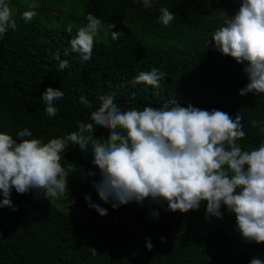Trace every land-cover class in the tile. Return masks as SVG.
<instances>
[{"label":"trees","instance_id":"trees-1","mask_svg":"<svg viewBox=\"0 0 264 264\" xmlns=\"http://www.w3.org/2000/svg\"><path fill=\"white\" fill-rule=\"evenodd\" d=\"M151 3L145 9L141 0H87L82 27L92 13L102 23H114L112 31L123 33L118 41H112L110 33L106 41H95L88 62L79 53L64 56L81 27L74 26L69 33L68 27L51 28L35 19L25 22L23 13L18 14L16 30L9 29L0 38V132L17 139L18 132L28 128L31 138L47 143L78 131L80 122H92L99 97L114 94L122 111L158 109L175 99L181 106L218 109L233 119L240 114L246 136L239 145L242 150L258 148L264 142V94L240 95L249 83L246 63L223 55L212 40L240 5L231 0ZM161 7L175 15L168 27L158 19ZM57 51L61 59L70 61L64 71H58L52 58ZM153 67L165 73L158 89L130 83ZM49 87L64 92L63 99L54 102L58 113L51 119L42 100ZM80 96L93 107L84 108ZM94 135L106 140L109 133L97 128ZM61 157L62 165L73 163L75 171L69 173L67 198L55 200L58 206L37 198L34 191L20 195L13 189L16 210L0 208V264H250V253L238 250L222 230L193 234L191 220H205L206 202L188 213L166 211L167 203L150 200L143 206L133 202L113 210L92 187L100 172L92 163L91 145L87 153L70 146ZM89 172L95 177H89ZM87 195L108 215L101 217L87 208ZM63 206L85 211L87 219L66 213ZM153 210L159 212L158 221L150 216ZM228 214L236 226L235 215ZM149 238L151 251L146 247Z\"/></svg>","mask_w":264,"mask_h":264},{"label":"clouds","instance_id":"clouds-1","mask_svg":"<svg viewBox=\"0 0 264 264\" xmlns=\"http://www.w3.org/2000/svg\"><path fill=\"white\" fill-rule=\"evenodd\" d=\"M145 9L151 0H141ZM159 21L168 27L175 15L167 7L159 9ZM37 13L29 10L22 14L25 22ZM87 24L81 27L70 41V50L64 56L79 53L84 62L91 60L95 38L103 27L102 21L88 13ZM9 0H0V38L9 29L16 30ZM73 26L67 31L71 33ZM112 41H118L122 32H115L114 23L107 25ZM215 47L239 64H245L249 83L240 90L264 94V0H242L240 7L212 37ZM52 58L58 62V71L70 66L68 59H61L57 51ZM165 73L156 67L142 71L130 83L146 84L153 89L160 87ZM64 92L47 88L42 96L45 112L51 119L58 113L54 102L62 100ZM100 106L91 112L89 123L80 122L78 131L47 143L31 138L28 128L20 130L17 139L0 132V208L16 210L11 199L13 189L17 194L35 192L37 198L50 201L67 198L68 177L74 172L73 163H61V153L70 146H78L87 153L91 145L92 163L100 172V179L92 187L99 199L111 203L113 210L146 200L155 204L167 203L166 211L188 213L199 210L206 202V219H224L223 207L236 218L237 231L249 244L264 245V142L258 148L242 150L238 141L245 138L242 116L233 119L227 112L202 110L189 104L181 106L175 99L161 108L146 106L143 110L132 108L122 111L115 103L114 94L99 97ZM84 108L92 103L80 96ZM97 128L108 131L106 140L97 138ZM264 131V128L261 129ZM96 173L89 172V177ZM85 200L90 209L101 217L108 210ZM150 216L159 220V212ZM163 239V238H162ZM151 251L150 238L146 245ZM93 249V254H95ZM250 264H264L252 258Z\"/></svg>","mask_w":264,"mask_h":264},{"label":"rangeland","instance_id":"rangeland-1","mask_svg":"<svg viewBox=\"0 0 264 264\" xmlns=\"http://www.w3.org/2000/svg\"><path fill=\"white\" fill-rule=\"evenodd\" d=\"M87 0H9L10 7L13 13V19L20 13L25 11H35L37 15L33 18L39 20L42 24L51 28H62L72 25L73 27H82L84 20V5ZM237 4H241L242 0H231ZM103 27L97 34L95 41L103 42L108 39L110 31L107 25L110 23L103 22ZM53 204L58 206L55 200ZM61 207V206H59ZM66 213H74L81 219H87L85 211L78 210L75 206H63ZM89 208V206H87ZM224 219L216 218L199 221L192 218L191 227L194 235H204L211 230H222L234 242L235 247L240 251L249 252L252 258H259L264 261V245H256L246 243L236 226L232 223L229 214L222 208Z\"/></svg>","mask_w":264,"mask_h":264}]
</instances>
